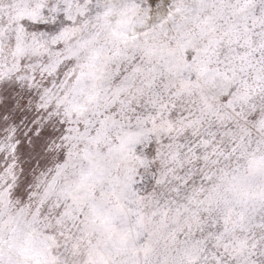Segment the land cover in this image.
<instances>
[{
  "label": "rangeland",
  "instance_id": "rangeland-1",
  "mask_svg": "<svg viewBox=\"0 0 264 264\" xmlns=\"http://www.w3.org/2000/svg\"><path fill=\"white\" fill-rule=\"evenodd\" d=\"M0 264H264V0H0Z\"/></svg>",
  "mask_w": 264,
  "mask_h": 264
}]
</instances>
